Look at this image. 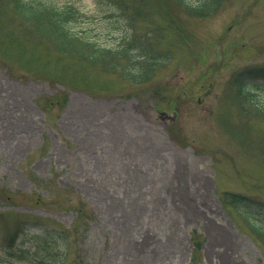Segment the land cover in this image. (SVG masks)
Here are the masks:
<instances>
[{
    "label": "rangeland",
    "instance_id": "obj_1",
    "mask_svg": "<svg viewBox=\"0 0 264 264\" xmlns=\"http://www.w3.org/2000/svg\"><path fill=\"white\" fill-rule=\"evenodd\" d=\"M25 1L76 6L87 17L72 27L103 46L132 33L97 0ZM146 8L153 19L135 30L173 54L150 82L159 100L149 83L61 52L0 0V41L12 43L0 46V264H33L37 235L58 264H190L194 230L206 241L196 264H264V118L233 86L264 68V0H225L203 18L162 0ZM249 86L264 107V74ZM19 222L23 259L6 241Z\"/></svg>",
    "mask_w": 264,
    "mask_h": 264
},
{
    "label": "trees",
    "instance_id": "obj_2",
    "mask_svg": "<svg viewBox=\"0 0 264 264\" xmlns=\"http://www.w3.org/2000/svg\"><path fill=\"white\" fill-rule=\"evenodd\" d=\"M148 1L152 2V0H97L100 6L116 8L128 20L131 26L132 33L122 38L118 46L112 47L99 44L88 35L87 31H78L75 29L87 15L72 4L57 7L39 2L12 0L13 10L17 16L26 22L36 24L37 32L45 39H53L61 52L76 55L94 65L98 64L107 72L119 73L123 78L136 85L150 83L173 60V54L170 50H164L158 43H155V36L141 35L134 28L138 20L145 21L153 19L151 8L149 10L146 8ZM162 1L169 6L174 5L177 10H182L186 14L200 18L215 14L225 4V0ZM174 23L177 24L176 20ZM74 24L75 28L72 27ZM180 26L178 25L177 28L182 37L186 39L188 37L187 31ZM190 41L193 42L192 39ZM6 44L8 46L12 45L10 41H0V46H3L5 49L7 47ZM21 55L23 54L21 53ZM25 58L29 57L25 56ZM263 74V67L250 66L240 70L233 76L236 97L240 99L242 104L244 102L251 104L255 108V114L262 118H264V107L259 106L256 98H254L256 93L249 86V82L251 78L263 76ZM48 101V108L51 106L50 104L54 105L57 103H59L60 107H63L66 104V95L54 96ZM242 107L245 108L243 105ZM34 194L37 202L41 203L42 197L35 192ZM224 196L225 200H230L231 202L247 199L246 196L236 193L225 192ZM82 212L83 210L79 209L78 215H81ZM25 229L26 225L19 222L13 235L7 237L6 241L12 249L11 256L25 258L22 251L13 248L14 241L16 240L15 237L18 235L17 232L24 231ZM192 232L191 264H195L198 261L197 253L200 252L204 241L199 238V233L196 230ZM51 244H55L53 239H47V236L37 235L35 245L37 253L31 255L28 260L33 262V264H58V260L56 259L57 253H55L56 247H53ZM49 246H51V249Z\"/></svg>",
    "mask_w": 264,
    "mask_h": 264
},
{
    "label": "water",
    "instance_id": "obj_3",
    "mask_svg": "<svg viewBox=\"0 0 264 264\" xmlns=\"http://www.w3.org/2000/svg\"><path fill=\"white\" fill-rule=\"evenodd\" d=\"M172 118H174V116H172Z\"/></svg>",
    "mask_w": 264,
    "mask_h": 264
}]
</instances>
